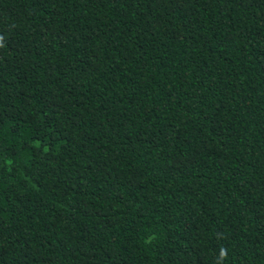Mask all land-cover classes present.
Here are the masks:
<instances>
[{
	"label": "trees",
	"instance_id": "trees-1",
	"mask_svg": "<svg viewBox=\"0 0 264 264\" xmlns=\"http://www.w3.org/2000/svg\"><path fill=\"white\" fill-rule=\"evenodd\" d=\"M0 264H264V0H0Z\"/></svg>",
	"mask_w": 264,
	"mask_h": 264
}]
</instances>
